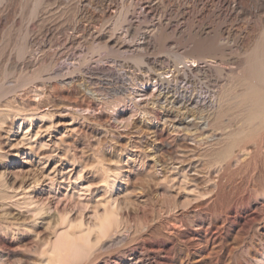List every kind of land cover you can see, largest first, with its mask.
<instances>
[{
  "label": "rangeland",
  "instance_id": "obj_1",
  "mask_svg": "<svg viewBox=\"0 0 264 264\" xmlns=\"http://www.w3.org/2000/svg\"><path fill=\"white\" fill-rule=\"evenodd\" d=\"M153 1L0 0V264H264V0Z\"/></svg>",
  "mask_w": 264,
  "mask_h": 264
},
{
  "label": "bare ground",
  "instance_id": "obj_2",
  "mask_svg": "<svg viewBox=\"0 0 264 264\" xmlns=\"http://www.w3.org/2000/svg\"><path fill=\"white\" fill-rule=\"evenodd\" d=\"M209 2L210 3H217V0H209ZM222 2L224 3V5H225V7L226 8H228V9H230V10H233V11H236V12H238V11H242V7H241V5L239 4V2L237 1V0H222ZM143 7L147 10V12H150V11H155L157 8H158V3L156 2V1H153V0H143ZM149 37V36H148ZM145 39V38H144ZM122 44H124V43H122ZM122 44H120L121 46H123ZM120 46V47H121ZM215 61L213 60V59H197V58H194V57H191V58H189V59H187V60H185L184 62H182V65H180L179 67H181V71L179 72V70H176L175 69V72H174V70H172V72L174 73V78H173V80H177L178 81V79H184V80H190V76H189V74L190 73H193V72H195V73H198L199 71H201V70H203L204 71V69H206V68H210L211 66H213V64L212 63H214ZM178 68V67H177ZM263 68H264V66H263ZM174 69V68H173ZM180 69V68H179ZM165 72H167L166 70H163V71H161V72H157V73H152V74H148V75H146L145 76V78H144V81L143 82H141V86H144V85H146V84H148V83H153V86L155 87V90H157V92L158 93H160V92H162V88H161V86L163 85V83L165 82V80H167V78L170 76V75H168V74H165ZM166 75V76H165ZM262 75H264V74H262ZM172 76V75H171ZM170 76V77H171ZM263 78H264V76H262ZM170 80V79H169ZM168 80V81H169ZM172 80V81H173ZM262 80V79H261ZM264 82V81H263ZM177 85V84H176ZM164 87V86H163ZM159 88H161V89H159ZM166 88V87H165ZM164 88V90H166ZM88 91V90H87ZM89 93H92V92H90V91H88ZM190 92V91H189ZM192 95H193V93H192ZM180 101L182 102V103H186V102H188L189 100H190V96H191V94L189 93H187V91L185 90V88H184V90L183 91H181L180 92ZM192 97V96H191ZM154 95L152 94V95H150L148 98H143L144 100H147V101H149V100H151V103L152 102H154ZM193 99V98H192ZM205 99L206 100H204L205 102L203 103V106H213V105H215L214 104V99L212 98V96L211 95H206V97H205ZM216 99H218V98H216ZM215 99V100H216ZM142 100V99H141ZM218 101V100H217ZM216 101V102H217ZM200 102V101H199ZM196 106H197V100L195 101V102H193ZM218 103V102H217ZM190 104V103H189ZM188 122H192V121H188ZM198 126V125H197ZM206 126H207V122H206V120H204V121H202V122H200V124H199V126L197 127V128H199V129H201V130H204L205 128H206ZM211 137H213V135H209L208 136V138H211ZM110 202V201H109ZM100 203V202H99ZM107 204H110V203H107ZM99 205H101L102 206V214L100 215V212H98L97 210L95 211V212H93L94 214H95V216L94 217H96V222L94 221H92V224L93 223H95V224H93V226L95 225L96 226V228H97V231L101 234V235H103V234H107L106 232H107V230L109 231V228L111 227V225L113 224V223H116L117 222V220H116V218H115V210L113 209V208H110L109 206H111V205H109V206H107V205H102V203L101 204H99ZM96 209H97V206H96ZM118 214V213H117ZM81 218V217H80ZM67 219L68 218H64V219H62V222L64 223V222H66L67 221ZM70 219V218H69ZM95 220V219H94ZM118 220H119V218H118ZM71 221V220H70ZM72 222V221H71ZM121 222V221H120ZM62 223V224H63ZM76 223L77 224H79V221H77V222H75V224H74V227L73 228H75V226H76ZM83 223V222H82ZM82 223H80V224H82ZM89 223H91V222H89ZM88 223V224H89ZM61 224V226H63L64 227V225H65V223H64V225H62ZM79 224V226H81V228H82V225H80ZM88 224H86L85 223V225H88ZM92 224H89L88 226H87V231H86V233L84 234L85 236H88L89 235V232L91 231V226H92ZM117 224V223H116ZM114 225V224H113ZM78 227V226H77ZM116 227H118V225L117 226H115V228ZM68 228V227H67ZM95 228V229H96ZM114 228V227H113ZM71 229V228H70ZM76 229V228H75ZM83 229V228H82ZM84 229H85V227H84ZM94 231H95V229L94 228H92ZM69 230V229H68ZM77 230V229H76ZM113 230V229H112ZM117 230V229H116ZM73 231H75L74 229H73ZM78 231V230H77ZM94 231H92L91 233H94L95 234V232ZM97 232V233H98ZM71 233V232H70ZM75 232H73V234H74ZM77 233V232H76ZM81 233V232H80ZM90 233V234H91ZM96 233V234H97ZM98 233V234H99ZM70 236V234H64L63 236H59L58 235V237H57V241H56V249L58 250V248H61L62 247V251H61V253H63V255H62V257L64 256V254H66L67 253V250L65 249L66 247H67V245H69L67 242L70 240H73L72 238L75 236V234L74 235H72L71 237H69ZM85 236H84V238H85ZM90 236V235H89ZM99 237H101L100 235H98ZM104 236V235H103ZM108 236V235H107ZM107 236H104V237H107ZM77 237V236H76ZM92 236H90L89 238H91ZM93 237H94V235H93ZM92 237V238H93ZM99 237H97V238H99ZM109 237V236H108ZM102 238V237H101ZM69 239V240H68ZM86 239V238H85ZM87 239H88V237H87ZM90 240V239H89ZM89 240H88V242H89ZM94 240H96V239H94ZM98 240V239H97ZM100 240V242H101V240L102 239H99ZM93 241V240H92ZM91 241V242H92ZM74 242V241H73ZM73 242H71L72 244H73ZM94 242L95 241H93V243L92 244H94ZM99 243V242H98ZM76 244V243H75ZM80 244V243H79ZM84 244H85V242H84ZM83 245V244H82ZM80 246V248L82 247L81 245H79ZM93 246H95V245H93ZM100 246H102L101 244H100ZM71 247V246H70ZM104 247V246H103ZM76 248V247H75ZM64 249H65V253L63 252L64 251ZM71 249V248H70ZM53 250V249H52ZM81 250V249H80ZM55 251V250H54ZM70 251V250H69ZM57 252V251H56ZM71 253V252H70ZM75 253H76V251H75ZM53 254H56V253H54L53 252ZM68 255V254H67ZM55 256V255H54ZM56 257V256H55ZM55 259V258H54Z\"/></svg>",
  "mask_w": 264,
  "mask_h": 264
}]
</instances>
